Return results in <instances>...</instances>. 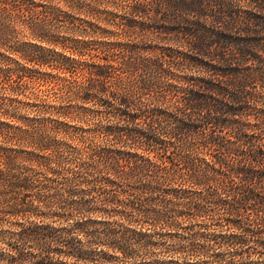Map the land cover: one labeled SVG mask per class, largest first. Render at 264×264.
I'll use <instances>...</instances> for the list:
<instances>
[{
    "label": "clouds",
    "instance_id": "1",
    "mask_svg": "<svg viewBox=\"0 0 264 264\" xmlns=\"http://www.w3.org/2000/svg\"><path fill=\"white\" fill-rule=\"evenodd\" d=\"M0 264H264V0H0Z\"/></svg>",
    "mask_w": 264,
    "mask_h": 264
}]
</instances>
